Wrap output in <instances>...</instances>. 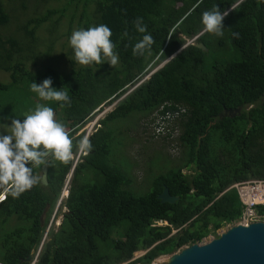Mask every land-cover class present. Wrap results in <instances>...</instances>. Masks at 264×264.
I'll return each mask as SVG.
<instances>
[{
  "label": "trees",
  "instance_id": "1",
  "mask_svg": "<svg viewBox=\"0 0 264 264\" xmlns=\"http://www.w3.org/2000/svg\"><path fill=\"white\" fill-rule=\"evenodd\" d=\"M58 1L0 0V70L10 77L8 83L0 82V106L6 103L5 92L14 87L20 91L13 103H21L24 113L34 110L33 98L37 95L30 90L31 83L51 78L54 88L68 92L71 106L39 102L54 109L56 119L66 125L74 144V156L68 164L49 159L46 185L40 183L19 198L5 194L0 203V227L12 217L16 221L0 233V264H30L24 259L28 255L34 258L41 242L34 264H147L210 233L216 236L215 230L239 219L242 205L236 190L229 186L264 179V3L61 0L55 6L51 4ZM216 5L228 12L223 21L224 36L198 35L196 40L206 50L192 43L185 45L187 38L202 31V13ZM6 6L19 13L13 14ZM138 17L143 18L146 33L136 30L133 22ZM99 24L112 30L110 39L116 45L118 65L76 64L67 42L73 29ZM40 27L47 31L46 36H39ZM5 28L8 30L3 33ZM234 32L239 38L233 36ZM145 34L155 41L151 54L134 56L132 48ZM62 38L65 43L61 56L69 70L45 67L32 71L29 64L51 55ZM212 38H217L216 45L211 44ZM223 39L231 43L233 53H239L238 58L225 63L210 58L224 44ZM41 45L46 48L41 50ZM180 47L174 57L143 80L151 68ZM115 101L90 135L83 131L75 135L88 119L104 110V105ZM238 106L241 110L235 116H219L225 109ZM155 111L163 122L180 112L173 122L179 127L177 138L184 149V160L155 174L150 190L137 194L127 186L130 178L111 153V143L117 138L121 148L124 137L121 133L117 137L118 128L110 129L109 125L131 113L149 116ZM2 114L21 115L4 107ZM84 136L90 139L92 148L81 154L75 145ZM161 137H171V133ZM40 168L34 169L39 177ZM183 168H189L191 174H185ZM69 173L68 197L62 199ZM164 187L178 196L174 203H161L157 198ZM57 205L66 211L54 229L48 223ZM255 209L264 215V203ZM160 218L167 225L153 222ZM114 232L120 233L119 238L112 237ZM128 235L130 238L124 240ZM140 249L146 252L130 260Z\"/></svg>",
  "mask_w": 264,
  "mask_h": 264
},
{
  "label": "clouds",
  "instance_id": "2",
  "mask_svg": "<svg viewBox=\"0 0 264 264\" xmlns=\"http://www.w3.org/2000/svg\"><path fill=\"white\" fill-rule=\"evenodd\" d=\"M261 3H264V0H257L258 6ZM235 7L232 5L233 10ZM227 15L228 12H222L218 5L204 11L201 17L203 33L223 37L225 28L223 21ZM133 23L138 32H147L142 17L136 18ZM112 35V30L106 24L73 30L69 38L74 53L71 59L84 67L102 65L104 62L117 66L119 56L114 51L116 45L110 39ZM124 35L127 36V32ZM233 36L239 38V33L234 32ZM154 43V38L150 34L143 35V38L133 46V55L144 56L146 53L150 55ZM148 77L149 74L145 75L143 80ZM52 84V79L46 78L40 84L31 83L30 90L39 97V100L59 102L61 107H70L72 101L68 92L63 88L56 89ZM24 117L23 121L12 119L7 129L8 134H0V203L4 201L6 193L13 198H19L21 194L39 185L41 177L34 174V169L49 163V159L68 164L73 158V139L66 125L56 119V112L52 107L37 102L34 110L25 113ZM75 147L80 152L87 153L92 145L90 139L84 136L77 141ZM232 185L229 188L235 189Z\"/></svg>",
  "mask_w": 264,
  "mask_h": 264
},
{
  "label": "rangeland",
  "instance_id": "3",
  "mask_svg": "<svg viewBox=\"0 0 264 264\" xmlns=\"http://www.w3.org/2000/svg\"><path fill=\"white\" fill-rule=\"evenodd\" d=\"M60 1L53 2L51 4L55 6ZM6 7L13 14L19 13L18 10H11L10 6H6ZM8 28L7 29L5 28L3 33H6V30H8ZM46 32L47 31L45 29H43V27H40V29L38 30L39 36H41V37L46 36ZM179 35H181V34H179ZM181 37L186 38L182 35H181ZM195 38H196L195 36L190 38V39L187 38L186 41L195 42V41H197ZM67 42H69V41H67ZM216 42H217V38H212L211 44L216 45L215 44ZM64 43H65V38H62L59 41H57L53 47L51 55H49L48 57H46L42 60H38L35 63H30L29 68L32 71H36V70L42 71L45 67H51V68H54L55 70L61 71V72L68 71L69 67L67 65V61L65 60V58H63L61 56V54L64 52V48L62 47V45ZM223 43L224 44L221 46V48L219 50L214 51L211 54L210 58L212 60H216L218 62L225 63L227 61H230V59H232V58H238L239 57V53L237 55L235 52L233 53V46L231 45V43L228 40L223 39ZM67 45L68 44L66 43V46ZM45 48L46 47L44 45L40 46L41 50H44ZM159 67H160V65H157L156 67L151 68V70L148 71L149 73L147 72L145 75H147V74L150 75V73H152L153 71H155ZM9 80H10L9 74L7 72L0 70V82L8 83ZM40 81H41V79H40ZM19 91H20L19 89H15L13 87L10 90H8L7 92H5V94H4V96L6 98L5 99L6 103L3 104V107L5 109L9 108L10 112H12L14 114L20 113L21 115H19L18 117H8V116H6V114H2V108L3 107L0 106V134H5V135L8 134L7 129H8V126L11 124L12 119H20L21 121H23L25 119L24 114L27 113V111H25V113H24L25 109H23V106H21L22 104L21 103H18V104L13 103L14 98L19 95V93H18ZM35 98H37V99H35ZM35 98H33V101H35L34 105H36V103L39 101L42 102V100H39L38 96ZM116 101L113 104H110L108 106H106V105L103 106V103L101 105H99L93 111V113L97 112V110L102 106H103L104 110L101 112H98L94 117L88 119L84 123L86 125L83 126L84 125L83 124L77 130L75 135L79 134L82 131L85 132V135H86L89 131H91L88 134V135H90L95 130V128L98 127V120L100 118H102L108 111H110L113 108ZM157 115L158 114L156 111L153 112L152 114H150L149 116H145V115L143 116V115H139L136 113H131L126 117L115 119L109 125L110 129H112V127L115 129L118 128V131H116L117 137L120 138V133L124 137L123 146H121V148L118 145L119 142L117 141V138L114 140L113 143H111L113 145V148H111V153H112V157L113 158L115 157L114 160L119 165H122L123 170H126V174L130 178L131 182H128L127 186L130 185V187L137 194H144L150 190L151 182L153 180L152 178L154 177L155 174L160 173V172H165L168 167H171L174 165H180L184 160V156H183L184 149L181 146L180 141L177 138L178 137L177 135L172 134L171 137H161L162 136L161 135L158 137L151 138V134H156L158 132L151 125V122L157 118ZM56 117H57V115H56ZM163 135L165 136V134H163ZM78 152L80 153V151H78ZM81 154H84V153L81 152ZM77 158H78V154H76V156L74 157V160H76ZM182 171L185 174H191V172H192L189 168H183ZM69 177H71V174ZM63 211H66V209L64 207H61V206L57 207L56 206L55 210H53V212L50 216L48 226H52V228L56 229L57 226L59 225L60 221H61ZM253 214H254L255 218H258L260 216L262 219H264V216H261L260 214H258L257 210L256 211L254 210ZM254 217H253V219H254ZM241 219L242 218L240 217L234 223H237L239 221L240 222H242V221L243 222H249V218H247L248 220L247 219L241 220ZM15 221H16V219L14 217H12L6 225H3L2 228L0 227V233L7 231L9 229V227L13 226ZM234 223H229V224L223 225L219 229L215 230V234L217 235L220 232V230H224L229 225H232ZM155 224L158 225L157 223H155ZM119 236H120V233H118V232H114L112 234L113 238H119ZM212 237H215L214 233L208 234L203 239H204V241H206ZM44 238H45V235H44ZM121 238H122V236H121ZM129 238H130V236L128 235L124 238V240H128ZM41 244H42V242H41ZM41 244L37 250V254L41 248ZM178 250H179V248L176 251H178ZM145 252H146V250H144V249H140V250L135 251L133 253V257L130 260L140 257ZM36 255H35V259H36ZM167 256L168 255H164V254L159 255L156 258H154L150 263H147V264H166ZM127 262H122L121 264H126ZM137 264H139V263H137ZM144 264H146V263H144Z\"/></svg>",
  "mask_w": 264,
  "mask_h": 264
},
{
  "label": "water",
  "instance_id": "4",
  "mask_svg": "<svg viewBox=\"0 0 264 264\" xmlns=\"http://www.w3.org/2000/svg\"><path fill=\"white\" fill-rule=\"evenodd\" d=\"M202 32L195 37L197 38ZM189 43L206 50V47L198 41L187 42L185 45ZM183 47L167 57L159 64L160 67ZM240 110V106L234 109H225L219 116H235ZM47 171L48 165H42L40 168L42 185L47 184ZM157 198L161 203H174L178 196L171 195L168 188L164 187ZM47 209L48 206L43 211V217ZM164 255H168L166 264H264V221L234 223L224 230H220L215 237L209 240L202 239L199 242L184 245L176 252ZM24 260L34 264L35 257L32 258L31 255H28Z\"/></svg>",
  "mask_w": 264,
  "mask_h": 264
},
{
  "label": "built area",
  "instance_id": "5",
  "mask_svg": "<svg viewBox=\"0 0 264 264\" xmlns=\"http://www.w3.org/2000/svg\"><path fill=\"white\" fill-rule=\"evenodd\" d=\"M183 109H180V112H182ZM180 112H176L175 116H171V120L167 122H163L161 119V116L157 117L154 123L151 125L158 131L156 134H154L156 137L161 136L163 134H166V132L171 133L173 135H178L179 133V127H177L174 122V117H179L178 114ZM168 117V116H167ZM86 125V124H85ZM83 125V126H85ZM165 127V129H164ZM91 132V131H89ZM89 132L86 134L88 135ZM79 156V154H78ZM70 174H68L65 177L63 188L61 191L60 198L65 199L69 192V184H70ZM232 187H235L236 192L238 194L239 201L242 205V216L241 220H246L249 218V222L256 221L262 219L260 216L258 218L254 217L253 211L255 209V206L259 203H264V179L258 180V179H249L245 181L236 182L232 185ZM1 194V193H0ZM3 195V194H2ZM59 205V204H58ZM57 205V207H58ZM254 219H253V217ZM264 216V215H261ZM248 220V219H247ZM264 220V219H262ZM154 223H157L158 225H167V221L165 219H156L153 221ZM240 222V221H239ZM243 222V221H242ZM173 230L172 232H174ZM32 264V263H31Z\"/></svg>",
  "mask_w": 264,
  "mask_h": 264
},
{
  "label": "flooded vegetation",
  "instance_id": "6",
  "mask_svg": "<svg viewBox=\"0 0 264 264\" xmlns=\"http://www.w3.org/2000/svg\"><path fill=\"white\" fill-rule=\"evenodd\" d=\"M199 242V241H198Z\"/></svg>",
  "mask_w": 264,
  "mask_h": 264
}]
</instances>
